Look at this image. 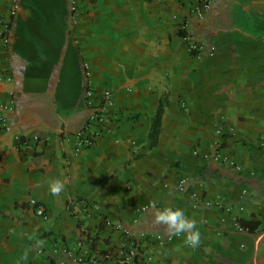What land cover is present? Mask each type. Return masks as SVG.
I'll use <instances>...</instances> for the list:
<instances>
[{
	"label": "crops",
	"instance_id": "crops-1",
	"mask_svg": "<svg viewBox=\"0 0 264 264\" xmlns=\"http://www.w3.org/2000/svg\"><path fill=\"white\" fill-rule=\"evenodd\" d=\"M18 1L0 41L11 78L0 76L11 125L0 128V264H120L133 242L130 264H264V231L235 227L264 221V0H210L202 20L194 0H77L76 13L71 0ZM84 62L115 106L110 132L76 151L90 114ZM216 140L218 163L205 159ZM51 179L65 184L59 196ZM165 206L196 221L198 247L156 222Z\"/></svg>",
	"mask_w": 264,
	"mask_h": 264
},
{
	"label": "built area",
	"instance_id": "built-area-1",
	"mask_svg": "<svg viewBox=\"0 0 264 264\" xmlns=\"http://www.w3.org/2000/svg\"><path fill=\"white\" fill-rule=\"evenodd\" d=\"M195 7L190 8V12L196 18L202 20L206 12L210 8V0H194ZM2 5L5 7L4 12H0V41L4 47H7L11 42L12 29L15 18L20 12L19 1L18 0H0ZM70 11L72 13L77 12V0H71ZM189 25L188 20H184L180 24V31L184 33L182 36L183 41L186 42L188 50L190 53L199 54L200 46L198 42L193 39L191 36L187 35L186 29ZM84 74L86 78V87L84 92L85 104L90 110L85 123L81 129L74 134L75 138V149L80 151L87 148H93L97 145L98 141L102 137L103 133L110 132V110L115 106V95L114 93L107 89L102 92L97 93L91 83L92 70L87 62L83 63ZM0 76H3L2 71L0 70ZM4 81L9 82L11 78L9 76L4 77ZM10 108L5 105L0 104V128L6 132H11V125L9 122L8 113ZM222 130L218 128L216 130V135L220 138L222 137ZM17 140L22 146L28 145L31 138L28 136H19L17 135ZM34 141H38L39 137L34 136ZM221 142L216 140L213 143V153L210 157L205 155V159L210 158L213 162L222 161L221 155ZM197 154V152H195ZM187 186V179L182 178L179 180L177 189L179 191H184ZM30 206L33 208L34 213L37 217L45 218L46 213L42 205H40L36 200L32 199L29 201ZM220 206V205H219ZM150 206H145L141 208V211H147ZM224 209L229 212L231 206H226ZM106 224L111 226L114 229L121 230L123 226L121 224H112L107 221ZM235 227L241 229L239 223L235 221ZM161 240V237H158ZM171 238L169 237L167 241ZM81 245V243L79 244ZM141 256L140 248L137 242H133L130 248L122 249L119 258L120 264H130L136 258ZM79 264H87L83 259L77 261Z\"/></svg>",
	"mask_w": 264,
	"mask_h": 264
},
{
	"label": "clouds",
	"instance_id": "clouds-1",
	"mask_svg": "<svg viewBox=\"0 0 264 264\" xmlns=\"http://www.w3.org/2000/svg\"><path fill=\"white\" fill-rule=\"evenodd\" d=\"M65 189V184L60 179L49 181V191L59 196ZM156 222L166 226L173 235L186 234V243L195 248L200 245L201 232L196 221L190 219L182 208L165 206L159 209L155 216Z\"/></svg>",
	"mask_w": 264,
	"mask_h": 264
},
{
	"label": "trees",
	"instance_id": "trees-1",
	"mask_svg": "<svg viewBox=\"0 0 264 264\" xmlns=\"http://www.w3.org/2000/svg\"><path fill=\"white\" fill-rule=\"evenodd\" d=\"M181 36L184 35L183 32H180ZM240 227L245 229L246 231L250 233H255L258 231H264V221L263 222H258V221H241L239 223ZM104 254V253H103Z\"/></svg>",
	"mask_w": 264,
	"mask_h": 264
},
{
	"label": "rangeland",
	"instance_id": "rangeland-1",
	"mask_svg": "<svg viewBox=\"0 0 264 264\" xmlns=\"http://www.w3.org/2000/svg\"><path fill=\"white\" fill-rule=\"evenodd\" d=\"M211 4V3H210Z\"/></svg>",
	"mask_w": 264,
	"mask_h": 264
}]
</instances>
